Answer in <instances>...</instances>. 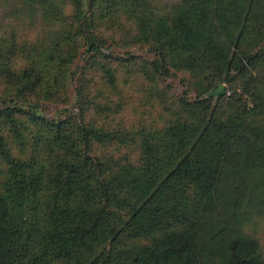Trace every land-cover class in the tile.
<instances>
[{"label": "rangeland", "instance_id": "obj_1", "mask_svg": "<svg viewBox=\"0 0 264 264\" xmlns=\"http://www.w3.org/2000/svg\"><path fill=\"white\" fill-rule=\"evenodd\" d=\"M216 121L245 129L254 157L221 165ZM196 147L210 163L202 184L187 176ZM263 152L264 0H0V194L15 264H133L126 247L177 264L160 242L178 233L192 235L193 264H240L231 241L264 264ZM85 154L110 181L112 239L85 224L99 204ZM124 171L137 173L133 192L115 179Z\"/></svg>", "mask_w": 264, "mask_h": 264}, {"label": "trees", "instance_id": "obj_2", "mask_svg": "<svg viewBox=\"0 0 264 264\" xmlns=\"http://www.w3.org/2000/svg\"><path fill=\"white\" fill-rule=\"evenodd\" d=\"M83 25L85 27H88L87 19L86 17H83L82 19ZM85 39L89 46H93L94 43V37L91 33H88L85 36ZM225 126L224 123L216 121L214 123L215 131L216 133L220 132V134L225 137V147L222 151L220 157H223L221 160V165L224 163V160H226L228 157L232 158V160L235 163V167H238L239 165H243L246 162H248L251 157H254V153H256V142L252 139H247L246 137L242 138V134L244 132L242 130L245 129H238L240 131L238 134L235 133V131L228 133V131H223V127ZM86 130L82 131V135L85 136ZM232 139L236 140V142ZM239 145L241 146V150L238 152L235 149H233V145ZM206 154V153H205ZM204 148L203 147H196L194 155H192V158L187 159V162L192 163V165L189 168V171L187 173V176L190 180H193L197 184H202V182H205V179L210 176L211 170H210V163L208 161V157H205L204 155ZM263 161H264V152L261 155ZM84 161L90 165L91 168L95 170L96 174V192L98 194V200L99 204L98 206L92 208L90 211H88L86 216V225L89 227H92L94 230L98 229V233L104 236L106 239H112L117 233V225H119V218H117L114 211L110 208L108 204L109 197L111 196V185L109 179H106L103 176V171L101 169V163L99 160L85 154ZM11 162V161H10ZM220 167V166H219ZM223 167V166H222ZM10 180L13 182V184L16 185V171L15 166L11 163L10 167ZM236 170V169H235ZM238 175L241 176V173L239 171H236ZM172 173L168 176H171ZM220 176V170H217L216 172H213V175L211 176L212 180L216 181ZM137 177L136 172H130L127 174V171H124L121 173L120 178L118 179V175L115 177V179L118 181L120 185L124 187V189L127 191V189L134 188V181ZM113 180V179H111ZM199 188L200 186H196ZM216 187V186H215ZM203 188V187H202ZM200 188V190L202 189ZM212 187L208 186V192L212 191ZM240 184L237 183L233 191L241 192ZM133 192V191H132ZM214 195V193H212ZM211 195V193H210ZM7 208V201H4V197L2 194H0V264H15V252H16V238L13 235V224L9 222L7 219H5L4 216H6L5 210ZM132 210V209H131ZM191 239L192 235L189 233H178L173 239L169 240H161V245H169L172 247L173 250H176L177 254V264H193V261L197 260V257L195 256L194 252L191 254ZM227 252L229 256L236 262V263H242L244 264L247 262L248 264H253L254 259L251 257H248L247 254H245L243 251H241L238 248V245L236 242L231 241V243H228L226 245ZM138 249L137 247H126L121 248L118 252L120 253L121 257L128 258L131 263L133 264H143L145 263V260H143V256L138 255ZM194 255V258H193ZM87 262L90 264V258L87 259ZM196 264H200V262H196ZM246 264V263H245ZM260 264V263H259Z\"/></svg>", "mask_w": 264, "mask_h": 264}]
</instances>
